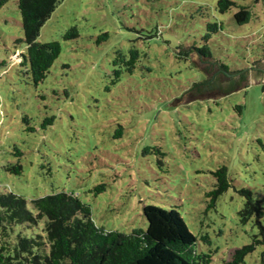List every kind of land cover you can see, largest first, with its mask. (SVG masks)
Masks as SVG:
<instances>
[{
    "label": "rangeland",
    "instance_id": "374dc122",
    "mask_svg": "<svg viewBox=\"0 0 264 264\" xmlns=\"http://www.w3.org/2000/svg\"><path fill=\"white\" fill-rule=\"evenodd\" d=\"M60 1L37 41H57L61 53L37 86L19 65L26 47L17 42V1L0 9V193L24 198L34 212L32 200L64 191L91 208L96 226L125 234L146 230L144 206L174 209L197 236V251L225 264L264 226L255 216L241 222L237 193L264 199V84L181 101L206 79L190 59L195 48L206 47L231 76L264 60V0H231L223 14L218 0ZM241 8L251 13L248 24L234 20ZM72 28L78 37L65 40ZM132 49L131 73L114 66L117 52L126 62ZM47 119L53 123L43 127ZM18 163L20 175L5 171ZM221 168L230 187L208 208ZM263 251L257 246L243 264H261Z\"/></svg>",
    "mask_w": 264,
    "mask_h": 264
},
{
    "label": "trees",
    "instance_id": "16d2710c",
    "mask_svg": "<svg viewBox=\"0 0 264 264\" xmlns=\"http://www.w3.org/2000/svg\"><path fill=\"white\" fill-rule=\"evenodd\" d=\"M11 0H0V9ZM21 16V27L26 53L21 55L19 65L30 75L32 83L37 86L42 83L53 63L61 53V45L57 41L39 43L37 41L41 27L49 20L61 3L60 0H16ZM234 2L218 0L217 10L223 14ZM238 25L248 24L251 13L241 8L234 15ZM217 25L208 26L212 32L217 31ZM106 36V35H104ZM78 37L76 28L69 30L65 40ZM209 37V35H208ZM194 53L200 57L212 59L206 47L195 48ZM192 53V52H191ZM138 58L136 50L130 51V58L124 62V55L116 53L114 66L124 63L131 73ZM214 72L210 78L208 69L206 79L202 84L194 83L190 90L202 86L212 89L215 82L220 84L228 75V69L223 65H212ZM246 74L240 79L246 80ZM119 77V72H116ZM216 88V85L214 86ZM235 87L232 91H237ZM200 90V89H199ZM196 98V97H193ZM23 121L26 123L27 118ZM53 119H47L43 124L51 125ZM33 131V128H27ZM122 128L119 127L116 136L120 138ZM163 156V154L159 153ZM20 152L17 153L19 157ZM5 171L15 175L22 173L20 164L6 166ZM216 179L214 190L207 196L210 198L208 208H214L217 198L225 193L230 185L227 181L225 168L213 173ZM104 185L94 188L95 194L104 192ZM244 205L239 212L242 223H247L253 216L264 218V199L255 198L250 190L237 192ZM34 212L27 208L24 198L12 193H0V264H210L211 255L197 251L198 238L192 234L182 215L174 209H163L156 206H144L142 213L147 222L146 230L134 229L129 234L118 231H105L96 226L91 217V208L80 199L64 191L52 193L31 201ZM259 234L250 245L236 249L225 264H243L247 255L259 245L264 246V226L257 223ZM207 241V237H201ZM264 264V251L260 255Z\"/></svg>",
    "mask_w": 264,
    "mask_h": 264
},
{
    "label": "water",
    "instance_id": "95a60500",
    "mask_svg": "<svg viewBox=\"0 0 264 264\" xmlns=\"http://www.w3.org/2000/svg\"><path fill=\"white\" fill-rule=\"evenodd\" d=\"M190 59L195 67L200 68L202 71L204 69H208L210 72V78L213 76L214 72L212 70V65L214 62L210 59H203L200 57H197L194 53L190 54ZM204 72V71H203ZM205 73V72H204ZM246 74V80L241 83L240 77L243 74ZM206 75V73H205ZM228 75V74H227ZM207 77V76H206ZM219 82H215L214 86L216 85V88L212 86V89H206L205 86L197 89H193L188 91L186 94L183 95L181 104H187L193 100H207V99H220L223 96L232 94L234 92H237L239 89H241L244 84H264V60L258 62L254 65L253 69H246L239 75H228L225 79L222 80L220 84ZM235 87H238L239 89L237 91H232L230 93L229 90H233ZM196 97V98H193Z\"/></svg>",
    "mask_w": 264,
    "mask_h": 264
}]
</instances>
